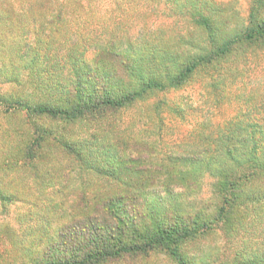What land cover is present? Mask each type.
I'll return each mask as SVG.
<instances>
[{"label":"trees","instance_id":"trees-1","mask_svg":"<svg viewBox=\"0 0 264 264\" xmlns=\"http://www.w3.org/2000/svg\"><path fill=\"white\" fill-rule=\"evenodd\" d=\"M98 2L0 0V108L5 115L23 117L11 128L14 137L7 148L13 150L1 153L0 171L21 173L36 189L30 197L14 180L2 182L0 205L5 209L20 201L43 218L20 234L0 221V264H145L138 258L155 251L176 264H264V234L256 233L264 232V218L258 217L264 210V100L252 104L246 99L251 106L242 104L233 117L202 123V130L191 133V150L161 151L156 142L120 127V116L144 103L162 122L164 112L175 107L167 92L197 76L206 80L215 100L224 98L239 67H258L264 55V0H249L245 15L238 0H113L114 8L102 14ZM161 3L165 14L180 16L192 30L178 33L176 49L169 42L168 49L161 48V30L151 22L133 33L123 25L129 5L146 13ZM29 18L39 24L33 31L34 57L27 51L25 27L11 29V21L16 26ZM55 35L61 37L56 47ZM3 83L17 88L2 91ZM41 118L53 120V127ZM75 124L81 133L70 129ZM156 130L159 134L161 126ZM50 142L64 154V161H56L58 177L65 180L49 186L52 196L42 181L51 171L45 155ZM195 165L217 169L213 177L222 203L214 214L200 219L147 206L145 194L155 185L194 188ZM85 170L121 179L74 184L72 174ZM62 191L70 199L67 209L53 198ZM248 204L255 216L245 230ZM219 229L221 247L199 246L194 256L181 248ZM235 236L241 242L233 245Z\"/></svg>","mask_w":264,"mask_h":264},{"label":"rangeland","instance_id":"rangeland-1","mask_svg":"<svg viewBox=\"0 0 264 264\" xmlns=\"http://www.w3.org/2000/svg\"><path fill=\"white\" fill-rule=\"evenodd\" d=\"M249 0H238L237 7L240 10V13L245 15L247 12ZM113 0H100L98 2V11L101 10V14L106 9H111L113 7ZM154 7V6H153ZM128 12L124 15L123 25L124 28L129 30L130 33H133L136 28L144 22H151L152 25L158 28L163 36L162 47L168 49L169 45L171 48H178L179 44V35H186V31L189 32V26L183 21L180 16H168L165 10V5L158 4L154 11H147L146 13L142 12V7H136L135 10L128 6ZM12 22V31L20 30V27H25L27 40L31 44L28 45L29 57H34V47L37 40L36 33H33L39 24L34 22L33 19H27L26 23H19L14 26ZM95 25H98V20L93 21ZM25 24V26H23ZM92 26V30H95L96 26ZM3 26L0 27V32L3 30ZM14 31V32H15ZM91 31V30H90ZM184 31V32H183ZM61 35V33H60ZM60 35L53 36V46H57V40L60 39ZM10 43L14 40H9ZM55 42V43H54ZM169 42V45H166ZM9 43V44H10ZM91 55V53H89ZM259 61L258 67L250 66L249 68L241 69L239 67V72L237 77L233 81H228V85L224 91V98L215 100L212 89L208 87L206 80L200 78L199 76L195 77L188 84L182 86L180 89L168 91L165 95V98L171 103H175V107L172 110H166L164 112V119L162 122L157 120L155 116V110L151 108L150 104H141L136 107L131 108L120 116V127L121 128H131L134 133H140L141 136L146 137L148 140L156 142L158 150H178L182 146L187 147L191 150L193 144H195V139L193 134L195 131L202 130L200 127L205 121H211L214 123L222 122L225 119L233 117L237 110L243 105H249L258 103L261 100H264V55L257 59ZM245 69V70H244ZM231 82V83H230ZM17 88L16 86L8 83L1 84V90H12ZM243 95V96H242ZM249 99L250 102L245 101ZM251 104V103H250ZM251 105H249L250 107ZM22 115L18 113H8L3 114L2 108H0V155L1 153L9 154L13 147H8L14 135L11 134L12 129L18 125L19 121L22 119ZM85 121H81L80 124L83 126ZM41 123L49 127H53L54 122L49 118H41ZM117 125V124H116ZM161 126L159 134L157 133V128ZM68 128V126H66ZM81 126L75 124L74 127L70 128L75 132L79 131ZM80 129V130H79ZM84 129V126L83 128ZM193 131V134H191ZM45 155L48 162L51 164V171L45 176L42 177L43 183L48 185L47 191L52 196V189L49 188L56 181L63 183V180L58 177V169L61 165L57 164L56 160L64 161V154L52 143L45 145ZM11 150V151H10ZM54 161V162H53ZM217 169L209 165H195L192 168V174L195 181L194 188L191 186L185 190V186L173 188V190H166L161 185H155L153 188H149L148 192L145 194L147 200V206L153 211L164 213V214H191L198 215L200 219L204 217H209L214 214L216 210L221 206L222 198L218 191L217 181L214 179V173ZM125 176L123 179H125ZM217 176V175H216ZM127 178V176H126ZM121 179L119 176L111 178L109 176L102 175H93L89 171H84L82 173H73L71 181L74 184H78L80 181H90L97 183L105 184L107 182H112L114 180ZM6 180V181H5ZM14 180L18 184L24 186L26 190L24 193L30 197L35 196V191H33L32 184L25 177V175L18 173L15 175H3L0 171V183ZM27 184L30 186L27 189ZM65 193V192H64ZM63 191L60 193H55L53 198L56 202L60 204V209H67L70 202L69 198L64 196ZM33 195V196H32ZM249 205L247 210V218L244 222L245 230L250 229V225L254 223L255 214L252 212V208ZM175 213V214H174ZM60 214V213H59ZM264 218V210L259 212L258 217ZM38 215L31 212L29 207L20 202L16 201L9 204L2 209L0 205V221L7 222L11 225L12 228L17 229L19 234L24 233L27 230V226L30 224L41 225L43 218L40 220L37 217ZM169 217V216H168ZM234 221H237L239 214L236 212L232 215ZM262 218V220H263ZM261 220V218L258 220ZM259 227L258 224H256ZM264 227V225L262 224ZM220 230V229H219ZM217 230L216 233L208 235L207 237L200 238L196 240L187 241L184 243L181 248L187 253L188 256L193 254L198 255V250L196 249L199 246H205V248L216 249L222 246L223 238L221 230ZM261 232H264L259 229L256 230V233L261 236ZM236 238H231L233 245L241 242L239 236ZM246 241H250V238H247ZM209 249V250H210ZM194 256V255H193ZM141 262L145 264H176L175 261L169 256L165 255L162 252L155 251L152 252L145 258H138Z\"/></svg>","mask_w":264,"mask_h":264}]
</instances>
